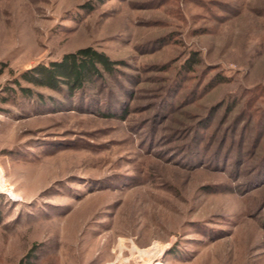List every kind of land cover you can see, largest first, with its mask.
Listing matches in <instances>:
<instances>
[{"label":"rangeland","instance_id":"rangeland-1","mask_svg":"<svg viewBox=\"0 0 264 264\" xmlns=\"http://www.w3.org/2000/svg\"><path fill=\"white\" fill-rule=\"evenodd\" d=\"M0 71V264H264V0H0Z\"/></svg>","mask_w":264,"mask_h":264},{"label":"trees","instance_id":"trees-1","mask_svg":"<svg viewBox=\"0 0 264 264\" xmlns=\"http://www.w3.org/2000/svg\"><path fill=\"white\" fill-rule=\"evenodd\" d=\"M117 64L105 53L86 46L67 52L59 60L51 61L47 65L29 68L19 75V79L72 100L75 96L84 94L90 85L101 81L104 74L112 75ZM14 84L23 92V96L31 94V89L22 87L18 80L14 81ZM0 100L5 102L3 97H0ZM18 264H23V261H19Z\"/></svg>","mask_w":264,"mask_h":264},{"label":"bare ground","instance_id":"bare-ground-1","mask_svg":"<svg viewBox=\"0 0 264 264\" xmlns=\"http://www.w3.org/2000/svg\"><path fill=\"white\" fill-rule=\"evenodd\" d=\"M145 252H146V251H142L141 254L143 255V254H145ZM155 264H156V263H155Z\"/></svg>","mask_w":264,"mask_h":264}]
</instances>
